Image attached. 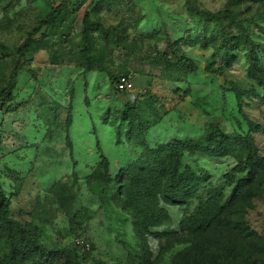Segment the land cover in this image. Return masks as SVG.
<instances>
[{
	"label": "rangeland",
	"instance_id": "rangeland-1",
	"mask_svg": "<svg viewBox=\"0 0 264 264\" xmlns=\"http://www.w3.org/2000/svg\"><path fill=\"white\" fill-rule=\"evenodd\" d=\"M61 1L0 0V42L27 43L17 110L0 105V190L9 217L49 251L37 264H264V184L253 181L264 168V0H73L59 32L48 37L44 27L29 40ZM223 9L233 15L196 11ZM86 12L103 26H92L88 52L104 70L81 54ZM15 63L0 54V89ZM121 74L133 90H117L111 75ZM127 103L137 108L129 121ZM214 128L228 136V154L185 153L182 169L197 173L198 190L188 205L165 201L140 166L144 143L206 139ZM98 141L110 180L98 177ZM247 141L259 163L240 171ZM143 182L157 197L144 195ZM212 195L224 210L191 231L187 217ZM8 251L0 229V264ZM27 263L28 254L18 262Z\"/></svg>",
	"mask_w": 264,
	"mask_h": 264
},
{
	"label": "trees",
	"instance_id": "trees-1",
	"mask_svg": "<svg viewBox=\"0 0 264 264\" xmlns=\"http://www.w3.org/2000/svg\"><path fill=\"white\" fill-rule=\"evenodd\" d=\"M72 1L73 0H62L58 5L53 7V9L40 21L38 26L35 27L34 31L29 34V40L40 33L44 27H50L52 30L48 37H53L55 33L59 32L60 28L63 26V22L66 21L69 15L68 6ZM196 11L208 20L217 21L223 17L233 15L232 11L228 9H223L216 13H212L208 10ZM74 12L75 11H72L70 13L73 14ZM94 24L103 28L102 25L95 23V21L91 19L89 12H86L83 19V47L81 49V54L90 66L93 64L101 70H104L100 65L98 57L88 52L90 32ZM46 37L47 36H45V38ZM26 49L27 43L16 49H12L0 42L1 56L4 58L11 57L16 59V63L11 69L6 85L0 89V105L7 113L17 110V105L13 102L15 96L14 91L18 83V73L21 70V64L19 62L25 55ZM174 56L177 62L188 71L194 72L196 70V65L189 57L179 54H175ZM163 57H167V54L164 53ZM210 67L212 69L213 64ZM121 76L130 77L127 74L111 75V77L115 79L118 91V80ZM135 112H137V108L127 103L123 112V120H131ZM67 143L70 148L71 156L74 157L73 142L70 138V134L67 135ZM144 144L147 158L140 162V166L144 169L145 175H148L149 178H157L160 181L159 192L162 198L174 204L188 205L191 203L198 190L200 179L197 173L190 166L182 169V160L185 153L195 154L204 151L217 156L228 154L229 152L228 136L219 128L211 129L206 139H173L153 149L149 148L147 143ZM247 144L248 148L246 149L245 163H241L243 168L240 171L259 163V158L256 155L253 143L247 141ZM98 146L102 157L100 166L103 169V171L98 173V177L103 180H110L112 177L110 174L109 160L103 153L99 141ZM74 164H76V161ZM256 176L257 178H255ZM256 176L253 181L255 180L256 182L264 184V168ZM143 185L145 196L151 198L157 197L156 193L152 192L149 188L150 185H148V182H143ZM221 201L222 198L216 195H212L209 199L201 201L197 211L186 219V225L190 230L197 233L206 229L213 221L218 219L224 210ZM9 203V199L0 190V229L5 235L6 243L9 248L7 255L4 257L3 264H18L21 257L26 254H28L27 264H37L39 257L42 259L50 258L48 256L49 251L37 245L36 238L33 237V230L9 217Z\"/></svg>",
	"mask_w": 264,
	"mask_h": 264
},
{
	"label": "built area",
	"instance_id": "built-area-1",
	"mask_svg": "<svg viewBox=\"0 0 264 264\" xmlns=\"http://www.w3.org/2000/svg\"><path fill=\"white\" fill-rule=\"evenodd\" d=\"M118 89L121 92H127L134 89V83L128 76H121L118 80Z\"/></svg>",
	"mask_w": 264,
	"mask_h": 264
}]
</instances>
